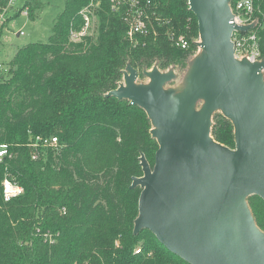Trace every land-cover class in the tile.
I'll return each mask as SVG.
<instances>
[{"label": "trees", "instance_id": "trees-1", "mask_svg": "<svg viewBox=\"0 0 264 264\" xmlns=\"http://www.w3.org/2000/svg\"><path fill=\"white\" fill-rule=\"evenodd\" d=\"M99 1L89 35L73 41L93 0H65L49 41L21 48L0 76V145L9 147L0 162V264H189L151 231L133 233L142 189L132 181L143 176L141 154L154 167L159 146L142 108L106 95L129 64L139 79L155 66L174 70L179 85L198 52L197 18L189 0H140L149 32L131 40L128 9ZM9 2L0 0V15ZM47 5L27 0L24 10L35 21ZM172 34L188 49L174 47ZM213 122L214 139L235 148L231 121L218 112ZM38 136L56 137L59 149L33 160ZM6 178L24 189L9 203ZM248 202L264 231V200Z\"/></svg>", "mask_w": 264, "mask_h": 264}, {"label": "water", "instance_id": "water-1", "mask_svg": "<svg viewBox=\"0 0 264 264\" xmlns=\"http://www.w3.org/2000/svg\"><path fill=\"white\" fill-rule=\"evenodd\" d=\"M233 0H189L198 21V54L179 85L174 70L128 65L106 97L142 108L158 143L155 165L144 154L134 235L151 231L189 264H264V231L248 199L264 200V60H239L232 36L255 25L232 24ZM220 112L234 127L235 148L212 136Z\"/></svg>", "mask_w": 264, "mask_h": 264}, {"label": "built area", "instance_id": "built-area-1", "mask_svg": "<svg viewBox=\"0 0 264 264\" xmlns=\"http://www.w3.org/2000/svg\"><path fill=\"white\" fill-rule=\"evenodd\" d=\"M112 8L115 11L125 6L128 9L126 18L129 24L127 32L128 37L133 40L136 35H146L149 32L148 15L144 11L140 0H110ZM100 5L99 0H93L89 7L83 8L81 14L84 18V25L78 32H72L73 41H79L81 38L89 35L93 20V11ZM234 18L232 24L237 26H255L246 32L235 31L232 36L234 44V54L239 60L248 59L251 62H260L264 60L263 33H264V11L257 0H233L231 3ZM27 15V12L25 11ZM172 45L180 49H188V41L182 37L176 38L170 36ZM3 66L0 65V70ZM264 73V70H263ZM35 149L32 156L33 160H39L40 151L47 149H59V141L56 137L45 138L38 136L30 144ZM9 154L8 145H0V162ZM3 200L6 203L20 197L24 189L15 181L6 178L2 183ZM139 252V251H138Z\"/></svg>", "mask_w": 264, "mask_h": 264}, {"label": "rangeland", "instance_id": "rangeland-1", "mask_svg": "<svg viewBox=\"0 0 264 264\" xmlns=\"http://www.w3.org/2000/svg\"><path fill=\"white\" fill-rule=\"evenodd\" d=\"M26 1L10 0L8 7L0 15V28L5 27L0 40V65L3 66L0 76L7 74L8 63L21 48L31 43L49 41L54 22L65 7V0H43L48 5L41 12L39 19L33 21L25 14ZM19 12L22 13L15 17ZM139 80L142 83L149 81L146 77Z\"/></svg>", "mask_w": 264, "mask_h": 264}]
</instances>
